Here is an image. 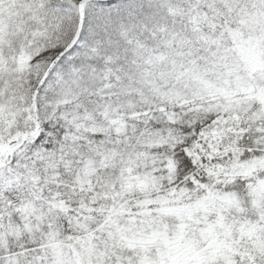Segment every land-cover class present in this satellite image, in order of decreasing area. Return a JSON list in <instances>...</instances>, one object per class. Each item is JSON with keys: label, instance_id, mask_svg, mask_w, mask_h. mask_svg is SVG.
Segmentation results:
<instances>
[{"label": "snow or ice", "instance_id": "obj_1", "mask_svg": "<svg viewBox=\"0 0 264 264\" xmlns=\"http://www.w3.org/2000/svg\"><path fill=\"white\" fill-rule=\"evenodd\" d=\"M0 264H264V0H0Z\"/></svg>", "mask_w": 264, "mask_h": 264}]
</instances>
